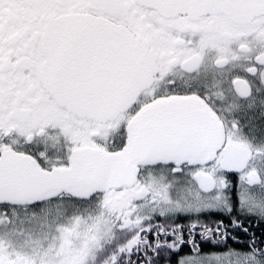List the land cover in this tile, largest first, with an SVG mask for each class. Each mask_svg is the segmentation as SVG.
<instances>
[{"label": "snow or ice", "instance_id": "snow-or-ice-1", "mask_svg": "<svg viewBox=\"0 0 264 264\" xmlns=\"http://www.w3.org/2000/svg\"><path fill=\"white\" fill-rule=\"evenodd\" d=\"M0 264H264V0H0Z\"/></svg>", "mask_w": 264, "mask_h": 264}, {"label": "flooded vegetation", "instance_id": "flooded-vegetation-1", "mask_svg": "<svg viewBox=\"0 0 264 264\" xmlns=\"http://www.w3.org/2000/svg\"><path fill=\"white\" fill-rule=\"evenodd\" d=\"M185 251H187V250H185Z\"/></svg>", "mask_w": 264, "mask_h": 264}]
</instances>
